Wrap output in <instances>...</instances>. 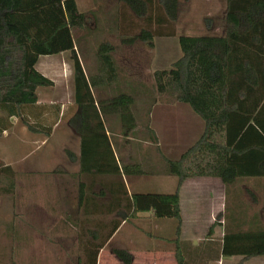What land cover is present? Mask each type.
Segmentation results:
<instances>
[{
  "label": "trees",
  "instance_id": "obj_1",
  "mask_svg": "<svg viewBox=\"0 0 264 264\" xmlns=\"http://www.w3.org/2000/svg\"><path fill=\"white\" fill-rule=\"evenodd\" d=\"M119 1L147 26L122 43L141 41L153 50L156 39L175 37L173 25L179 19L180 0ZM228 3L224 35L179 36L182 57L170 69L154 74L161 96L189 106L204 123V132L193 146L165 161L168 175L178 179L175 192L129 196L126 190V221L144 213L154 219H172L177 225L176 241L183 224L181 188L187 180L216 178L228 187L239 180L264 179V0ZM86 26L87 17L79 10L77 0H0V112L18 110L17 118L37 133L34 124L20 114L22 108L38 103L39 88L54 86L37 65L41 57L70 53L77 113L69 125L81 137V173L143 176L146 172L141 164H126L117 155L105 123L107 116L116 115L125 138L134 136L138 129L133 112L135 97L120 93L110 100L96 101L93 91L115 83L117 67L113 46L101 43L98 75H88L76 39ZM148 132L157 145L154 131L149 128ZM0 172L12 171L4 168ZM219 225L220 220L214 226ZM98 255L99 251L89 254L90 264H97ZM116 255L124 264L133 263V256L126 251ZM220 256L241 257L240 264L264 257V228H226L222 242L216 243L214 259ZM176 261L187 264L179 249Z\"/></svg>",
  "mask_w": 264,
  "mask_h": 264
},
{
  "label": "rangeland",
  "instance_id": "obj_2",
  "mask_svg": "<svg viewBox=\"0 0 264 264\" xmlns=\"http://www.w3.org/2000/svg\"><path fill=\"white\" fill-rule=\"evenodd\" d=\"M77 2L79 10L87 17V26L76 34V39L77 50L88 75L94 77L98 75L97 53L100 44L106 42L114 48L113 59L117 67V81L104 89L94 90L96 101L110 100L120 93H127L135 97L133 112L138 122L135 135L127 140L123 134V139L120 138L119 143L113 139L117 155L124 160V163L141 164L146 172L143 176L133 177H141L140 179L144 183L150 180L147 189L138 191L130 182L128 184L130 193H174L178 179L168 175L165 161L173 154L179 155L193 146L204 132V123L189 106L179 104L170 96H161L156 89L154 74L156 71L170 69L182 57L179 36L189 34L197 36L224 35L228 0H180L179 19L173 25L176 31L175 37L162 38L164 40L156 39L153 50L141 41H137L133 45L122 43L124 38L138 35L147 26L144 19L137 18L119 0H78ZM37 70L55 82L54 85L56 84L57 88L54 90L42 87L39 89L40 94L48 92L53 97L63 95L66 106L65 115L63 114L64 122L73 119L75 116L72 112L75 109V102L72 103L68 92H61L70 88L74 95V67L71 54L41 57ZM111 117L117 120L118 128L115 132L123 133L118 117L116 115H111ZM15 124L16 130L23 134L21 132L25 126L23 121L17 120ZM111 127L109 126L110 129ZM149 128L158 138L157 145L151 142ZM115 132L112 131V133ZM13 143L14 153L12 155L15 158L23 156L30 150V146L20 141ZM0 145L5 148L6 140L0 139ZM54 152L52 155H45L42 160L47 181L51 180V176H53L51 174L56 166L62 165L61 152L57 148L54 149ZM39 159L37 163L34 160L32 164L27 163L24 168L21 167L22 172L29 170L28 166L36 167L37 164H40L41 160ZM7 176L11 178L9 175ZM20 179L21 176L15 178V186L11 188L10 181L8 182L6 178V181L3 180L0 174V197L6 201L0 205V234L12 230V228L10 229L12 223L10 220L11 196L15 198V201L18 199L19 204L20 200L28 198L30 191L20 187ZM56 186L58 187L43 189L40 196V201L43 199L41 202L46 204L47 209H50L45 220L40 221L39 224L35 210L32 211L30 226L33 229L30 230V244L44 246L45 252L31 253L29 264H90L88 261L90 253L83 251L86 248L87 237L85 234L81 236L79 233H76V236H79L76 237L65 221L68 217L67 213L70 212L71 205L75 201L77 190L70 183L65 182H59ZM94 190L95 197H98L100 189ZM11 193L12 195H9ZM32 195H35V192ZM37 198L39 197L37 196ZM221 199L224 212L217 215L216 221L220 220L225 229L236 231L239 227L243 230H248L253 226L264 228V179H244L237 181L232 186H223ZM54 202L55 206L51 209L50 205ZM110 202H112V198ZM123 204V210L125 209L126 212V197ZM21 206L25 207L23 203L20 204ZM28 206L31 208V205ZM57 213L61 215L60 220H51L52 215H57ZM140 219V221L130 219L129 223L132 225L126 227L125 231L131 230V226L136 230L140 229L145 237H142L144 248L149 247L150 244L152 247L157 246L159 250H169V243L167 241L163 243L159 237L161 235L169 236V225L172 224L174 229L176 222L172 219H150L146 216ZM14 222L17 224V228H20V221L16 222L15 220ZM119 222L121 221L119 220ZM37 225H41V229H37ZM20 229L22 230V227ZM156 235L159 237H155ZM89 239L91 240V236ZM77 243L80 245L79 247L74 246ZM115 247V245L110 246L100 261L101 254H99L97 264L100 262L101 264H123L112 252ZM213 247L216 250V243H212ZM74 248L77 251H74ZM162 258L166 261L165 264H169V254L163 255ZM162 258L157 255L154 264H163ZM174 259L176 261V257ZM250 264H264V257H258Z\"/></svg>",
  "mask_w": 264,
  "mask_h": 264
},
{
  "label": "crops",
  "instance_id": "obj_3",
  "mask_svg": "<svg viewBox=\"0 0 264 264\" xmlns=\"http://www.w3.org/2000/svg\"><path fill=\"white\" fill-rule=\"evenodd\" d=\"M186 36L198 37L191 34ZM65 54L68 53L61 55ZM51 88L56 90V84ZM39 89L37 90L38 103L34 106L22 108L20 113L31 124H34L38 130L37 133L31 132L25 124L24 129L21 131L23 134L16 130L15 123L20 120V118H17L19 116L18 110L14 111L12 109L8 114L0 112V132H4L0 133V139L6 140L5 148L0 145V169L10 168L12 171L9 173L0 172L1 178L3 180L6 178L8 182L10 181L9 185L13 188L15 186V178L21 176L20 187L22 189L27 188L30 191L27 199L20 200V204L22 205L23 203L25 207H20L19 202H17L18 199L15 201V198L11 196L10 220L12 223L10 229L12 228V230H9V232L3 231L4 234H0L2 238L0 240V264H29L31 253L45 252L44 246L30 244V230L33 229L30 226V223H32L31 214L35 210L39 224L40 221L45 220L50 209H47L46 204L41 202L43 199L40 201L41 193L44 191L43 189L57 188L56 184L59 182L70 183L77 190L75 201L72 203L73 205H71V210L67 213L68 217L65 221L69 224L70 230L75 236L76 233L81 236L85 234L87 240L85 242L86 248L83 251L86 253L99 251V254H101L99 261L100 258L102 259L104 252L108 251L110 246L115 245L116 247L112 250L113 254L117 257L116 253L118 252H128L133 256L132 264H154L157 255L162 258L166 254H169V264H178L174 259L177 249L183 253L187 264L241 263V257L225 258L220 256L219 259H214L216 258V250L214 247L212 248V243H221L225 235V228L221 222V225L214 226L217 215L224 212L221 197L223 186L226 187L221 180L216 178H193L183 184L181 188V216L183 224L179 240L176 241L177 225L173 229L172 224L169 225V236H155L161 238L163 243L167 241L169 250H159L157 246L152 247L150 244L149 247L144 248L142 245L143 233L140 229L136 230L131 226V230L125 231V228L131 223H129L130 220L126 221V212L125 209L123 210L122 205L124 206L123 201L126 197V190L129 196L132 195L128 185L130 182L134 185V189L138 191L147 189L150 180L144 183L140 179L141 177L81 173V137L69 125L71 119L68 122H64V113L66 111L64 96L53 97L48 92H43L41 95ZM64 91L70 94V100L73 103V90L70 91V88H67L61 92ZM74 108L72 113L75 116L77 108L76 106ZM116 121V118L111 116H107L105 119L107 136L112 146L113 139L117 140L118 143L120 138L123 139V133L115 132L118 128ZM109 126H112L111 129L115 133H112ZM130 139L128 138L127 140ZM14 141H20L30 146V150L23 156L15 158L12 155L14 153ZM55 148L61 152L62 165L56 166V169L51 174L53 175L51 180L47 181L42 160H44L45 155L55 153ZM38 159L41 160L40 164H37L36 167L33 165L28 166L26 168L29 170L22 172L21 167L24 168L27 163L32 164L34 160L37 163ZM97 188L100 189L98 191L99 196L95 197L94 189ZM37 190L40 191L38 192ZM34 192L35 195H32ZM88 193H91V195H88ZM9 195H12V193ZM111 198L112 202H110ZM5 202L0 197V205ZM28 205H31V208ZM54 206L55 202L50 205V208L53 209ZM60 216L59 213L57 215L53 214L51 220L59 221ZM144 216L153 219L150 213H144L139 214L135 220L140 221V218ZM15 220L16 222L17 220L20 221L21 225L19 224V227H22V230L17 228ZM118 225L119 227H117ZM40 226L37 229H41ZM90 236L91 240L89 239ZM100 241L103 242L99 243ZM74 246L79 247L80 245L77 243ZM74 249V251H77L76 248ZM217 251H219V247ZM217 256H219L218 252ZM255 259H251L245 264H250ZM162 261L165 264L164 262L166 261L164 259Z\"/></svg>",
  "mask_w": 264,
  "mask_h": 264
}]
</instances>
